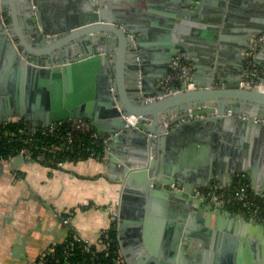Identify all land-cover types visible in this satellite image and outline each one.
<instances>
[{
    "label": "water",
    "instance_id": "1",
    "mask_svg": "<svg viewBox=\"0 0 264 264\" xmlns=\"http://www.w3.org/2000/svg\"><path fill=\"white\" fill-rule=\"evenodd\" d=\"M238 1L245 0H181L175 17L164 14L157 24L147 19L149 11L132 7L111 12L105 0L77 1L65 22L58 14L47 16L41 0H0V125L12 116L32 129L86 119L102 134L109 165L123 160L117 178L119 236L128 264L184 263L192 252L194 217L202 210L218 216L224 210L195 198V185L246 173L252 189L264 192L259 172L264 170V90L241 84L248 74L245 53L252 38L264 32V13L237 14ZM260 2L264 12V0ZM233 22L234 46L226 58V46L217 40L224 39L222 24ZM151 27L163 31L161 42L148 41ZM198 27L207 28L209 37L201 42L200 57L193 52L199 41L189 34ZM180 52L195 65V88L176 92L158 86ZM149 69L157 71L155 77L147 75ZM127 75L140 78L129 85ZM156 94L161 97L147 99ZM238 142L247 150L238 149ZM161 193L179 206L160 245L152 240L144 212L145 204ZM130 212L132 221L127 219ZM251 222L264 231L263 224ZM221 264H264V245Z\"/></svg>",
    "mask_w": 264,
    "mask_h": 264
},
{
    "label": "crops",
    "instance_id": "2",
    "mask_svg": "<svg viewBox=\"0 0 264 264\" xmlns=\"http://www.w3.org/2000/svg\"><path fill=\"white\" fill-rule=\"evenodd\" d=\"M41 1L48 10L47 16L58 14L64 17L62 21L65 22L67 21L66 17L75 11L73 8L78 6L77 1L79 0ZM180 1L105 0V7H108L111 12L116 10L123 12L132 7L139 9L142 13L146 10L150 12L146 14L147 19L149 21L157 20L156 23L159 24L163 21L164 14L175 17ZM241 2L234 3V12L237 14H249V16L260 14L262 16L264 13L260 0H245V4ZM235 24L237 23L233 22L231 26L227 27L222 24L220 35H224V39L222 41V37H219L217 40L218 44L226 46L224 48L226 58H230L231 48L234 46L232 41ZM150 30H152L151 37L148 41L158 42L159 34L163 31L158 28ZM166 31H164V35ZM206 32L207 28L199 29L198 27L195 29V33H189L192 35V40L199 41V44L196 43L193 48L194 54L199 57L203 50L201 42L209 41ZM168 34H170L169 31ZM161 39L159 42L162 41ZM155 49L151 46L150 55H155L153 53L156 51ZM256 58L255 61L261 70V79L264 80V43L256 52ZM148 61L145 60V64L150 63ZM139 69L143 72L145 70L142 65L139 66ZM156 73V70L149 69L147 71V75L152 78ZM136 78L140 77L127 75V83L132 85ZM155 88L156 86H152L151 90L153 91ZM133 94L134 92L130 91V97L136 102L133 99ZM17 118L19 117H11V119ZM230 135L234 139L237 137L233 132ZM229 145H234V143L229 142ZM237 146L238 149L247 150V146L241 142H238ZM107 151L108 148L104 157L82 159L67 163L62 167L22 155H16L11 159H0V264H31L41 251L64 237L66 230L61 223L60 214L70 209L74 210L70 220L72 226L86 238L97 240L100 231L111 226L112 208L117 202H120L121 190L117 178L120 175V163L123 160L119 158L120 162L111 167ZM259 172H262L264 178V170ZM241 174L249 181L246 173ZM234 175L224 176V179L220 181L215 179L210 185L221 188L229 187ZM209 204L211 203L209 202ZM178 206L179 203L176 199L162 193L156 195L149 205L148 202L145 204L144 214L148 212V225L152 226L150 234L154 242L161 245L168 233L171 232L169 223L174 221ZM227 210L224 208L223 214L220 216L214 213V210H202L199 215L194 217L192 252L186 254L188 256H185L183 264H221L228 259L251 253L254 249L264 245V231L259 230L260 225L252 224L249 218L250 221L246 222L244 220L246 215L240 209L231 208L229 213ZM129 214L127 219L132 221L133 213ZM130 231L131 229L128 232ZM126 239L131 241L132 235L128 234ZM118 243L123 255L119 232ZM129 248L137 259L139 254L135 245L132 244Z\"/></svg>",
    "mask_w": 264,
    "mask_h": 264
},
{
    "label": "built area",
    "instance_id": "3",
    "mask_svg": "<svg viewBox=\"0 0 264 264\" xmlns=\"http://www.w3.org/2000/svg\"><path fill=\"white\" fill-rule=\"evenodd\" d=\"M251 43L252 48L245 53V71L248 74L242 79L241 84L244 87L264 90V83L261 81V70L255 61L256 52L264 43V32L257 37H253ZM194 68V64L189 60L188 56L184 52H180L172 59L167 77L159 81L157 85L164 89H175L176 92L194 89ZM111 89L113 88L111 87ZM158 97L161 96L156 94L147 97V99L152 101ZM18 120L20 118L9 121ZM66 123L68 126L65 127ZM78 132L89 137V144L85 146V151L89 153L88 158L105 156L108 147L106 146L107 141L102 134L95 130L88 120L76 121L72 119L55 122L48 127H39L37 129H32L27 124V127L21 128L18 133L0 129V141L4 138H10L18 139L21 142V146L17 147L14 152H10L8 156H0V159H11L16 155H22L44 163L54 164L56 167L87 159L80 152H78L77 156H71L70 154L74 150L75 145H77ZM50 137L57 139V143H53L54 152L51 155H47L45 150H35L29 145L33 139ZM98 141L103 144V154L93 147V144ZM60 150L69 151V154L59 158L57 153ZM171 187L183 189L177 183H172ZM192 194L195 198L219 204L223 208L240 209L247 218L264 225V192L253 190L249 181L241 173L234 175L232 184L229 187L221 188L215 185L202 186L197 184L194 186ZM119 203L117 202L112 208L111 226L103 228L97 240L82 236L72 226L70 220L74 213L73 209L60 214L61 223L66 230L64 237L59 242L53 243L41 251L31 264H47L49 261L53 264H128L120 251L118 243Z\"/></svg>",
    "mask_w": 264,
    "mask_h": 264
},
{
    "label": "trees",
    "instance_id": "4",
    "mask_svg": "<svg viewBox=\"0 0 264 264\" xmlns=\"http://www.w3.org/2000/svg\"><path fill=\"white\" fill-rule=\"evenodd\" d=\"M68 126V124H65V127ZM23 127H27V124L25 123L24 119H20L18 121H8L5 122L4 124L0 125V129L1 130H8V131H15L16 133L19 132V130ZM78 136V142L77 145H75L74 150L70 153L71 156L74 155H78V152H80L82 154V156H84V158H88L89 153H87L85 151V146H87V144H89V137L85 134H82L80 132L77 133ZM56 142L57 143V139H55L54 137H50V138H41V139H33L29 145L32 146L33 149L35 150H45V152L47 153V155H51L54 152V147H53V143ZM79 145V146H78ZM21 146V142L18 139H3L0 141V156H8V154L10 152H14V150ZM93 147L100 153H104V148H103V144L101 141H98L97 143L93 144ZM69 154V151H62L60 150L57 153V156L63 157L64 155ZM50 164V163H49ZM53 166H55L54 164H52ZM114 235H116V233H114ZM58 249V247H56ZM117 248V247H116ZM47 264H53L51 261H49Z\"/></svg>",
    "mask_w": 264,
    "mask_h": 264
}]
</instances>
